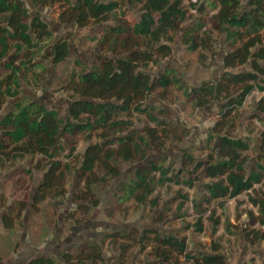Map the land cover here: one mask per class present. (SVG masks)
I'll use <instances>...</instances> for the list:
<instances>
[{"label": "trees", "instance_id": "1", "mask_svg": "<svg viewBox=\"0 0 264 264\" xmlns=\"http://www.w3.org/2000/svg\"><path fill=\"white\" fill-rule=\"evenodd\" d=\"M29 1L33 7L45 6V0ZM188 1L190 7L200 14L205 13L204 7L197 8L204 0ZM48 5L51 16L62 25H76L79 29L101 25L96 29V33L101 34L97 39L101 54L95 56L89 68L76 61L82 69L78 75L71 76L68 86L71 103L65 115L56 108L30 100L17 102L13 111L0 118V154L13 160L40 156L45 162L38 160L35 165L45 173L33 198L34 206L64 195V180L70 166L63 164L59 157L66 151L65 157L74 155L78 135L90 139L96 128H106L102 139L86 148L75 171L74 200L83 215L99 206L92 186L102 181L103 175L104 178L119 177V161H139L143 164L135 171L134 179L122 184L123 201L146 203L155 182L185 184L190 188L195 182H202V203L193 201L196 230L204 231V216L214 203L215 209L209 217L212 235L222 227L232 236L237 227L225 216V205L247 194L255 211H245L247 224L252 228L244 234L245 239L251 246L264 242V189H260L264 186V131L259 135L258 150L254 149L257 151L255 161L250 156L254 139L233 135L236 119L248 97L254 92L264 95V0H212L210 5L216 11L182 32V41L192 52L200 50L215 57L213 34L225 37L227 45L224 71L218 79L203 81L189 89L177 71L164 72L154 79L145 72L154 60L171 56V45L188 15L181 0H48ZM127 7L138 11L139 20L132 23L125 18L124 8ZM111 21L114 25H106ZM53 37L48 24L42 17L31 15L24 1L0 0V112L7 98L20 96L23 82L37 84L44 78L47 69L39 61L51 60L54 66H59L75 55L69 44L70 33L55 41ZM49 43V52L42 54ZM200 58L206 57L201 55ZM171 86L181 90L194 108H217L214 124L207 132L205 144L209 153L206 159L198 160L183 152V167L178 173L147 159L152 148L148 140L151 133L147 129L143 135L136 132L131 120L133 114H145L148 123L153 124L161 136L175 132L174 127H164L167 123L150 107H144L156 90H167ZM257 110L264 112V97L258 101ZM178 132L181 135L176 139L182 141L186 132ZM158 144L162 146L161 141ZM10 147L11 150L6 151ZM182 199L187 201L188 197ZM150 203L151 207L157 206V201ZM204 203L207 209L202 208ZM20 204L22 209L17 212L12 209L2 217L6 229L14 228L26 208ZM183 207L184 203H179L178 211ZM217 208L223 211L218 216ZM164 219L160 215L157 222ZM152 236L154 246L149 254L157 264H182V258L191 264H227L218 241L211 244L209 253L192 255L185 238L160 235L154 229L144 233L136 229L118 232L110 238L145 244ZM61 259L63 264H105L102 247L97 243H86L77 254L64 253ZM28 264L55 263L48 258H36Z\"/></svg>", "mask_w": 264, "mask_h": 264}, {"label": "rangeland", "instance_id": "2", "mask_svg": "<svg viewBox=\"0 0 264 264\" xmlns=\"http://www.w3.org/2000/svg\"><path fill=\"white\" fill-rule=\"evenodd\" d=\"M31 15L40 16L48 24L53 33V41L57 38L71 34L69 44L75 52L66 63L54 66L51 60H41L46 66L47 72L43 79L34 82L22 83L20 96L18 98H7L0 112V118L14 110L17 102L30 101L29 95L24 91L28 88L31 93L37 94L36 102L43 103L50 108H56L65 115L71 103L72 93L68 86L72 74L78 75L81 67L76 61L82 62L89 68L95 56L101 54L97 47V39L101 36L96 29L101 25L90 28L79 29L76 25L65 26L51 16L48 0H45L43 8L33 7L30 1L26 0ZM113 1V0H101ZM174 0H171V2ZM182 5L187 9L186 21L182 24L181 32L175 43L171 45L172 54L163 60H154L145 69L153 79L158 75L174 70L177 71L186 87L192 88L206 80H216L223 73V57L227 51L225 37H218L213 34L216 56L213 57L204 51L192 52L182 41V32L187 28L194 27L199 20L208 18L216 10L210 5L212 0H204L197 5V8H205V13L200 14L190 7L188 0H181ZM125 18L134 23L139 20L140 15L133 7L124 8ZM114 25L111 21L106 25ZM94 35V36H93ZM95 37V38H92ZM50 43L42 54L48 53ZM201 55L206 58L202 60ZM38 54V58H40ZM31 76V74L29 75ZM264 95L258 92L251 94L243 109L236 119V129L233 132L236 138L252 137L253 151L250 156L255 161L260 143V133L264 131V112L257 110V104ZM144 107L151 108L153 113L158 114L167 129L174 127L175 132L160 135L153 124L148 123L145 114H133L131 120L133 129L141 135L145 130L151 133L148 140L151 143L148 160H152L170 167L176 173L180 172L183 152L190 153L198 160L206 159L209 151L206 148V137L208 129L214 124L217 108L210 106L205 109H197L186 100L181 90L171 86L167 90L159 88L147 100ZM165 111V113H163ZM185 131L186 136L182 141L176 139L181 135L178 131ZM106 133V128H96L88 139L86 135H78L76 151L73 156L65 157L67 151L59 157L63 164L70 166L69 172L64 180V195L48 198L34 206L33 198L36 195L44 176V169L35 167L37 161H42L40 156L34 158L13 160L5 154H0V258L5 264L15 261L27 263L31 259L48 258L55 264H63L64 253L77 254L86 243H97L102 247L105 257V264H157V261L149 254L154 246L153 236L148 237L145 244L136 241L117 240L110 238L111 234L118 232H129L133 229L139 233L154 229L161 235H177L185 238L188 244V252L196 255L198 251L207 252L214 241L222 246L227 264H264V242L251 246L245 239V233L250 231L248 218L245 211L253 209L248 202L247 194L229 200L224 209L225 216L236 225L233 235L225 233L220 227L215 237L211 234L210 213L215 204L204 216V231L196 230V211L193 208V201L202 203L204 191L202 182H195L193 188L185 184L165 183L163 185L155 182L152 186L153 192L146 203H136L134 200L123 201L124 195L122 184H127L135 177V171L143 163L139 161H119L118 167L121 170L119 177H105L103 180L92 186V191L99 200V206L90 208V211L83 215L75 202L73 189L76 181V169L82 161L84 152L90 144L99 142ZM152 139V140H151ZM157 139V141H153ZM162 146H159L160 142ZM257 142V143H256ZM255 149V150H254ZM11 147L6 150L10 151ZM45 163L42 161V164ZM100 177L102 174H99ZM184 175V174H183ZM187 177V174L185 175ZM183 176L182 178H184ZM189 179V177H188ZM207 182V181H205ZM264 189V186H261ZM188 197L185 201L182 197ZM151 201H157V206L151 207ZM183 202L184 207L178 211L179 203ZM26 206L16 220L13 229H6L2 224V217L12 209L14 212L22 209L21 204ZM207 209V204H202ZM223 211L217 208L216 216ZM164 216L163 222L157 219ZM215 216V217H216ZM237 216H241L236 220ZM87 224V230L73 232L78 226ZM258 227V226H257ZM259 228V227H258ZM122 245L127 249L123 250ZM146 246V249H142ZM182 264H191L181 259Z\"/></svg>", "mask_w": 264, "mask_h": 264}, {"label": "crops", "instance_id": "3", "mask_svg": "<svg viewBox=\"0 0 264 264\" xmlns=\"http://www.w3.org/2000/svg\"><path fill=\"white\" fill-rule=\"evenodd\" d=\"M22 1H24L25 3H26V5H27V7H28V3H27V1L26 0H22ZM29 1V0H28ZM29 8V7H28ZM39 63H42V61H39ZM46 67V66H45ZM27 95H29V97H30V99H31V101H36L35 100V97L37 96V94H33V93H31V91L28 89V88H26L25 89V91H24ZM252 210H254L255 211V208H253ZM220 229V228H219ZM218 232H219V230H218ZM218 232L216 233V234H218ZM212 234V233H211ZM216 234L215 235H212L213 237H215L216 236ZM212 244V243H211ZM211 246V245H210ZM209 246V247H210ZM200 253H209V249H208V251L207 252H204V251H198L197 252V254H200ZM224 254V253H223Z\"/></svg>", "mask_w": 264, "mask_h": 264}, {"label": "flooded vegetation", "instance_id": "4", "mask_svg": "<svg viewBox=\"0 0 264 264\" xmlns=\"http://www.w3.org/2000/svg\"><path fill=\"white\" fill-rule=\"evenodd\" d=\"M85 226H87V224H85V225H83V226H81V225L78 226V225H77V226L73 229V232H79V230H82V229L87 230V229H85ZM87 227H88V226H87ZM31 260H32V259H31ZM31 260H30V261H31ZM28 262H29V261H28ZM28 262H27V263H24V261H21V260L19 261V260H18V261L12 262V263H10V264H23V263H24V264H28ZM0 264H5L2 258H0ZM8 264H9V263H8Z\"/></svg>", "mask_w": 264, "mask_h": 264}, {"label": "water", "instance_id": "5", "mask_svg": "<svg viewBox=\"0 0 264 264\" xmlns=\"http://www.w3.org/2000/svg\"><path fill=\"white\" fill-rule=\"evenodd\" d=\"M88 227L87 226H85V229H87ZM24 264V263H23Z\"/></svg>", "mask_w": 264, "mask_h": 264}]
</instances>
